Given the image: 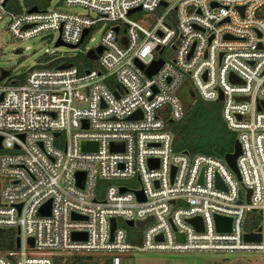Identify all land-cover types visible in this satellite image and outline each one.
<instances>
[{
    "label": "built area",
    "instance_id": "2783aa9c",
    "mask_svg": "<svg viewBox=\"0 0 264 264\" xmlns=\"http://www.w3.org/2000/svg\"><path fill=\"white\" fill-rule=\"evenodd\" d=\"M60 3L30 11L0 0V20L16 38L54 34L76 44L69 48L83 43L85 54L100 46L94 67L55 55L40 63L61 57L56 65L0 68V230L19 238L0 250V264L89 253L117 264L114 252L135 250L264 253V0ZM139 10L152 12L147 26L129 17ZM93 31L99 38L86 45ZM182 86L192 100L220 102L239 143L238 175L223 155L173 148L168 123L184 113ZM214 215L229 217V229H217ZM195 216L197 224L189 221ZM125 226L141 229L139 242Z\"/></svg>",
    "mask_w": 264,
    "mask_h": 264
},
{
    "label": "rangeland",
    "instance_id": "374dc122",
    "mask_svg": "<svg viewBox=\"0 0 264 264\" xmlns=\"http://www.w3.org/2000/svg\"><path fill=\"white\" fill-rule=\"evenodd\" d=\"M19 4L27 6L36 4L38 7H51L59 5L60 0H18ZM65 9L76 12H84V9L78 5H67ZM140 24L147 26L148 21L152 19V12L139 10L129 16ZM91 40L86 45H93L99 38V32L91 33ZM54 34L34 35L25 39H19L10 34L6 26V20H0V68L10 69L12 72L24 70L25 68L37 63V56L45 49L55 50L54 55L68 58L74 63H88V58L84 52L79 49L83 43L76 48H69L66 45H54ZM96 63V62H95ZM97 63L95 64V66ZM94 67V66H92ZM131 238L135 242L140 241L141 229L125 226ZM91 264H103L107 256L101 253H89ZM117 264H264V253L242 252V251H147L135 250L114 252Z\"/></svg>",
    "mask_w": 264,
    "mask_h": 264
},
{
    "label": "trees",
    "instance_id": "16d2710c",
    "mask_svg": "<svg viewBox=\"0 0 264 264\" xmlns=\"http://www.w3.org/2000/svg\"><path fill=\"white\" fill-rule=\"evenodd\" d=\"M30 5L36 4L32 3ZM52 56L55 55L43 53L37 56V64L56 65L61 57H55L46 63H40V61L49 60ZM87 62H78L76 64L79 69L84 65L92 67L96 64L94 59H88ZM22 75H17V80L21 79ZM168 128L173 136V148L187 150L188 152L201 151L221 156L232 150L235 139L234 132L226 127L221 117L220 102L218 100H202L198 96H195L185 106L184 113L180 119L168 123ZM253 225L256 224L254 223ZM14 242L15 230L13 228L0 230V250L14 248ZM52 261L53 264H91V256L89 254H74L65 257L55 255ZM103 264H110L109 256L104 258Z\"/></svg>",
    "mask_w": 264,
    "mask_h": 264
},
{
    "label": "water",
    "instance_id": "95a60500",
    "mask_svg": "<svg viewBox=\"0 0 264 264\" xmlns=\"http://www.w3.org/2000/svg\"><path fill=\"white\" fill-rule=\"evenodd\" d=\"M138 8L139 7L132 8V9L129 10V12H131L134 9H138ZM34 9H35V6L33 5L28 10L31 11V10H34ZM114 27L116 29V26H114ZM86 31H87V28H85L83 30L82 36H83V34ZM54 45L55 46H58V45H66L68 47H75L76 46V44H66V43H63L59 38H57L54 41ZM99 50H100V46H96L93 49H89L86 52V56L88 58L94 59V58H96V53L95 52L96 51H99ZM160 63H161V59L160 58H157L148 67H146L144 69V71L146 72L147 75H149V74L153 73L157 69V67L159 66ZM65 65H69V62L68 63H65V64H62L61 66H65ZM138 65L140 67H142V65L140 63ZM5 74H7V70L2 69L1 70V77L4 76ZM230 78L231 79H235L232 74H230ZM178 94H179L181 100L183 101V103L185 104V106L192 101L193 92H192V90L190 88L185 87V86H182L178 90ZM218 98L221 99V93H219ZM133 115H134V113L131 114L129 117H132ZM55 134H57V132H55ZM0 140H1V136H0ZM119 145L121 147L122 146V143H119ZM0 146H1V143H0ZM95 146H96V142L95 141H82L81 142V148L82 149H88V148L95 149ZM110 147L111 148H115L116 147V143L115 142H111L110 143ZM238 153H239V143H238L237 139L235 138L234 141H233L232 150L230 152L224 153L223 156H224V159L229 164V166L235 171L236 174H237V170L235 168V157H236V155ZM82 176H83V173L82 172H77L76 173L77 183L79 185H81ZM120 189L123 190L124 187H121ZM48 205H49V201L45 202L39 208L38 212L40 214H47L48 211H49V206ZM189 221L191 223H193V224H197V222L200 221V218L198 216H195V217L189 218ZM214 221H215V226H216L217 229H227V230L229 229V223H230V218L229 217L222 216V215H214ZM126 223L128 225H131L132 222L130 220H127ZM141 224H142V220H139V221L136 222V225H138V226H140ZM113 227H114V219L111 218V230L113 229ZM17 232H18V229H16V233ZM83 234L84 233L73 232L72 233V237L73 238L83 237ZM244 237L247 238V239H255V238L257 239L258 238V234L257 233H249V232H247V233L244 234ZM27 241H28L29 245H32V239L31 238H28ZM14 244H15V246H18V244H19V238H18L17 235L15 236V242H14Z\"/></svg>",
    "mask_w": 264,
    "mask_h": 264
}]
</instances>
